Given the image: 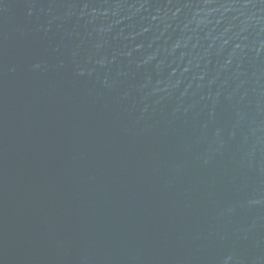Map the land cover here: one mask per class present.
Masks as SVG:
<instances>
[{"label": "water", "instance_id": "obj_1", "mask_svg": "<svg viewBox=\"0 0 264 264\" xmlns=\"http://www.w3.org/2000/svg\"><path fill=\"white\" fill-rule=\"evenodd\" d=\"M0 264H264V0H0Z\"/></svg>", "mask_w": 264, "mask_h": 264}]
</instances>
